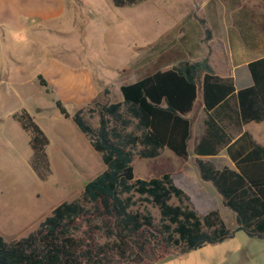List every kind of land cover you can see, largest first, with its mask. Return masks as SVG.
I'll return each instance as SVG.
<instances>
[{"label":"trees","instance_id":"trees-1","mask_svg":"<svg viewBox=\"0 0 264 264\" xmlns=\"http://www.w3.org/2000/svg\"><path fill=\"white\" fill-rule=\"evenodd\" d=\"M142 1L110 0L117 7ZM247 66L252 84L238 90L232 78L213 72L207 58L154 67L120 85V102L92 100L95 108L89 111L97 113L96 128L77 109L71 118L101 154L104 169L84 184L79 199L56 205L26 236L6 241L0 235V264H151L166 260L174 249L184 255L232 238L237 231L264 239V146L242 131L247 122L264 120V56ZM37 78L46 88L42 75ZM199 89L206 117L193 152L211 157L225 148L233 167L216 169L202 159L198 167L222 205L233 212L234 228L217 209L198 214L170 173L134 176L135 154L155 158L165 148L178 157L189 154L191 120L185 115L192 111ZM55 105L70 116L60 100ZM12 117L29 134L31 167L44 178L50 172L47 137L26 109ZM147 204L157 208V220Z\"/></svg>","mask_w":264,"mask_h":264},{"label":"rangeland","instance_id":"rangeland-1","mask_svg":"<svg viewBox=\"0 0 264 264\" xmlns=\"http://www.w3.org/2000/svg\"><path fill=\"white\" fill-rule=\"evenodd\" d=\"M64 2L60 27L55 32L24 36L27 42L35 43L32 54L24 55L21 70L10 81H0V235L6 241L33 231L59 203L79 199L84 184L104 169L101 154L71 118L77 109H82L85 120L96 128L97 113L89 111L95 108L93 99L120 102L121 84L137 80L154 67L168 68L182 60L193 62L212 51L208 43L211 30L202 15L203 9H211V0H144L123 7L114 6L110 0ZM38 74L47 78V90L39 84ZM197 93L196 104L201 90ZM56 100L62 102L69 117L59 112ZM22 108L48 139L50 172L44 178L31 167L29 134L12 117ZM185 116L191 120L193 140L202 131L205 114L196 105ZM252 131L255 134L258 128ZM192 140L186 157L166 148L155 158L135 154L134 176L170 173L198 214L217 209L233 228V212L222 205L212 183L201 177L200 158L193 152ZM202 160L216 169L229 164L218 156ZM171 202L178 203L175 198ZM147 207L157 220V208ZM235 234L218 252L222 259L218 264H264V239L248 237L243 231ZM178 256L174 249L167 259Z\"/></svg>","mask_w":264,"mask_h":264},{"label":"crops","instance_id":"crops-1","mask_svg":"<svg viewBox=\"0 0 264 264\" xmlns=\"http://www.w3.org/2000/svg\"><path fill=\"white\" fill-rule=\"evenodd\" d=\"M64 5V0H0V81H10L12 75L21 70L19 66L24 55L32 54L35 43L27 42L24 36L45 30L55 32L60 27ZM211 5V9L202 10L204 22L211 30L208 43L212 45L211 53L204 58H207L216 75L232 78L236 90L248 87L252 78L247 64L264 56V0H211ZM201 98L197 104L195 101L192 111L198 105L206 117ZM204 119L202 131L188 141V153L190 141L193 142V149L204 131ZM252 128H258V131L254 134ZM242 131H248L256 143L264 146V120L249 121L242 125ZM238 135L235 132L233 136L236 138ZM217 156L227 159V166L233 167L225 148H221L217 155L205 158ZM235 237L236 234L220 243L205 245L160 264H218L222 260L217 255L221 247Z\"/></svg>","mask_w":264,"mask_h":264}]
</instances>
